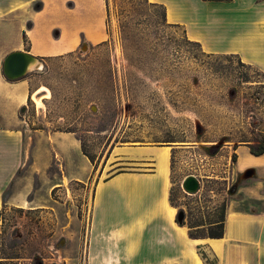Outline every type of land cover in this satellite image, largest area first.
<instances>
[{
  "label": "rangeland",
  "instance_id": "obj_1",
  "mask_svg": "<svg viewBox=\"0 0 264 264\" xmlns=\"http://www.w3.org/2000/svg\"><path fill=\"white\" fill-rule=\"evenodd\" d=\"M98 1L102 33L95 34L103 40L76 35L73 51L37 57L43 68L23 77L30 80V91H48L35 93L19 113L29 159L0 211V248L9 245L19 252V264L86 263L95 186L118 168L132 166L108 160L115 147H171L172 198L192 221H216L225 198L244 211L264 210L258 177L240 178L232 161L237 145L258 146L264 139V73L238 56L205 53L182 26L163 21V9L149 0H107L108 12ZM75 6L73 0H37L30 10L62 14L58 32L63 29L68 41ZM23 21L18 15L16 27ZM5 23L0 21V27ZM5 35L0 64L2 79L8 81L2 72L3 47H13L21 36ZM58 36L49 33L50 40ZM67 131H75L68 136L93 159L85 165L76 151L68 156L85 167L75 165L74 172L92 166L88 180L68 178L58 145L49 139L63 138ZM189 175L201 182L194 195L183 189ZM249 188L258 200L251 199Z\"/></svg>",
  "mask_w": 264,
  "mask_h": 264
},
{
  "label": "crops",
  "instance_id": "obj_2",
  "mask_svg": "<svg viewBox=\"0 0 264 264\" xmlns=\"http://www.w3.org/2000/svg\"><path fill=\"white\" fill-rule=\"evenodd\" d=\"M35 1L0 0V21L7 23L0 27V46L6 41V33L21 36L13 47H3L7 51L5 58L16 51L39 58L61 55L77 47L76 35L99 40L95 33H102L103 7L98 0H73L76 6L67 27L73 37L68 41L63 40V29L58 32L62 14L34 13L30 7ZM149 1L165 6L167 21L182 26L187 38L205 53L238 56L264 73V0ZM20 14L25 21L16 27L14 20ZM54 31L59 36L50 40L49 33ZM30 86L27 78L13 82L2 79L0 64V211L4 194L29 159L19 113L39 90L30 91ZM64 135H50L49 139L58 145L57 154L65 162L68 178L90 179L92 166L73 171L75 165L85 167L79 159L71 161L70 152L82 155L85 165L90 161L78 140L74 143L68 136L71 133ZM62 141L68 142L67 146H61ZM234 151V173L243 178L252 171V177H258L256 188L264 187V154L253 155L245 143ZM172 156V148L162 145L112 149L108 160H123L132 166L127 170L118 168L95 186L85 264H207L200 250L209 253L217 264H264V210L244 211L238 208V202L231 203L221 239H192L188 228L177 223L178 209L170 203L174 186ZM249 191L251 199H259L252 194L253 189Z\"/></svg>",
  "mask_w": 264,
  "mask_h": 264
},
{
  "label": "trees",
  "instance_id": "obj_3",
  "mask_svg": "<svg viewBox=\"0 0 264 264\" xmlns=\"http://www.w3.org/2000/svg\"><path fill=\"white\" fill-rule=\"evenodd\" d=\"M106 4V11L108 12V1L103 0ZM223 1V0H222ZM155 6H160L163 9V21L167 22L166 20V8L163 5L158 4H152ZM38 9V8H36ZM47 59V58H42ZM25 111V107H23L20 111L21 115ZM67 133H75V131H67ZM250 149V152L255 156H261L264 154V139L259 142L258 146L254 145H247ZM84 155L89 158V160L93 163V159L89 157L85 151H83ZM233 163H236L237 161V155L234 154L232 157ZM170 203L178 209V212H182L185 215V218L183 221H180L178 217L176 218L177 223L180 226H186L188 228L189 236L192 239H205V238H211V239H221L225 235V227H226V219H227V211H228V201L225 198L221 204L220 207V215L219 218L216 221H207L203 218H198L194 221L191 220V213H186L182 208H178L174 204V200L172 198V192L170 195ZM4 204H5V194H4ZM1 216V212H0ZM11 246L8 245V247H2L0 248V264H19V260L22 258L19 252H13L11 250ZM12 251V252H11ZM200 255L205 260L207 264H217L216 259L211 260L208 256V254L200 250Z\"/></svg>",
  "mask_w": 264,
  "mask_h": 264
},
{
  "label": "water",
  "instance_id": "obj_4",
  "mask_svg": "<svg viewBox=\"0 0 264 264\" xmlns=\"http://www.w3.org/2000/svg\"><path fill=\"white\" fill-rule=\"evenodd\" d=\"M36 60H38L37 57L27 52H12L8 54L3 61V75L8 81L19 80L30 72L29 67ZM252 174V171H247L244 177L252 176ZM183 189L187 194L194 195L200 191L201 182L195 175H189L183 181ZM177 217L180 221H183L185 215L182 212H178Z\"/></svg>",
  "mask_w": 264,
  "mask_h": 264
},
{
  "label": "bare ground",
  "instance_id": "obj_5",
  "mask_svg": "<svg viewBox=\"0 0 264 264\" xmlns=\"http://www.w3.org/2000/svg\"><path fill=\"white\" fill-rule=\"evenodd\" d=\"M42 68H43L42 63H41L39 60H36L35 62H33V63L30 65V67H29V71H30V72H33V71H36V70H41ZM42 91L46 92V91H48V90H47L46 88H40V89L36 92V94H37V93H40V92H42ZM49 95H50V93H47V94L44 95L43 97L48 98ZM37 102H38V103H41V98H38V99H37Z\"/></svg>",
  "mask_w": 264,
  "mask_h": 264
}]
</instances>
